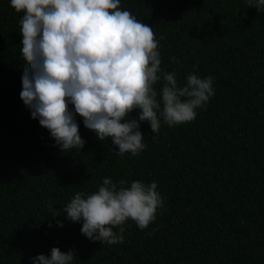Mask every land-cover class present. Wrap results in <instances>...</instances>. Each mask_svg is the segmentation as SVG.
Masks as SVG:
<instances>
[{
	"label": "trees",
	"instance_id": "1",
	"mask_svg": "<svg viewBox=\"0 0 264 264\" xmlns=\"http://www.w3.org/2000/svg\"><path fill=\"white\" fill-rule=\"evenodd\" d=\"M120 7L164 37L161 75L175 73L180 86L191 73L212 76L215 95L191 122L161 119L158 132L142 123L146 148L136 156L117 155L79 116L85 146L61 152L20 98L22 14L0 0V264H32L54 247L74 250L73 264H264V13L247 0ZM104 178L155 182L164 200L147 229L129 219L123 242L112 245L49 211L97 191Z\"/></svg>",
	"mask_w": 264,
	"mask_h": 264
},
{
	"label": "clouds",
	"instance_id": "2",
	"mask_svg": "<svg viewBox=\"0 0 264 264\" xmlns=\"http://www.w3.org/2000/svg\"><path fill=\"white\" fill-rule=\"evenodd\" d=\"M247 3L264 13V0ZM10 5L22 14L20 98L61 152L84 148L79 116L100 141L111 140L117 155L136 156L146 148L142 123L158 132L161 119L169 127L191 122L215 95L212 76L191 73L180 86L175 73L161 75L158 49L164 37L157 40L153 27L123 10L121 0H10ZM157 188L155 182L132 181L128 186L125 180L117 184L104 178L97 191L77 192L61 211L50 205L49 211L53 217L64 213L68 221L81 222L82 235L93 242L122 243L129 219L140 230L156 220L164 205ZM73 260L74 250L54 247L50 255L32 258V264Z\"/></svg>",
	"mask_w": 264,
	"mask_h": 264
}]
</instances>
